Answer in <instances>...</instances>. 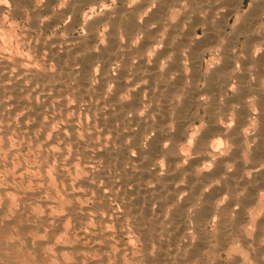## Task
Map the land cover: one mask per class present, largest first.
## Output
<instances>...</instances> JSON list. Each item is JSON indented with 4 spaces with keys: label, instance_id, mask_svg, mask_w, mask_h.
Instances as JSON below:
<instances>
[{
    "label": "bare ground",
    "instance_id": "6f19581e",
    "mask_svg": "<svg viewBox=\"0 0 264 264\" xmlns=\"http://www.w3.org/2000/svg\"><path fill=\"white\" fill-rule=\"evenodd\" d=\"M107 1L13 0L29 25L43 14L52 22L71 14L66 30L85 25V36L33 49L29 32L0 21V111L5 120L24 112L42 171L67 159L51 168L59 201L47 197L49 185L20 196L42 198L50 233L40 241L51 247L61 232L92 229L91 245L80 237L56 247L60 264H217L224 251L232 264H264V0L245 11V0H112L120 5L106 14L86 11Z\"/></svg>",
    "mask_w": 264,
    "mask_h": 264
},
{
    "label": "rangeland",
    "instance_id": "374dc122",
    "mask_svg": "<svg viewBox=\"0 0 264 264\" xmlns=\"http://www.w3.org/2000/svg\"><path fill=\"white\" fill-rule=\"evenodd\" d=\"M107 1V0H106ZM251 1L252 0H245V2H244V6H243V11H245V9L246 8H248V5L251 3ZM4 3V10H6V11H4L3 13H1L0 12V14L3 16V17H1L0 19H2L3 21H5V24H4V22L2 21V20H0L2 23H3V25H7L8 23V25H11L10 26V28L12 27V28H14L15 30L17 29V34H19V32L20 31H22V32H29V34H28V40L30 39L31 41L29 42V44L30 45H32V46H30L31 48L33 47H36L37 46V44H38V42L37 41H39V44H40V42H48V41H45V40H49V41H51L52 39L54 40V39H56V37L58 36V38H66V36L67 35H70V36H67V38H80L82 35L83 36H85L86 35V30H85V25H82V26H84V27H82L81 25H79V24H76V25H74V27L73 28H75V29H73L72 31H74V32H72L70 29H68V30H66L65 29V26H66V24L68 25V24H70L71 22H72V20L71 19H69V18H71L70 17V15L71 14H69V18H68V14H65V17L64 18H62V20L60 19L59 21H56V22H52V20L50 19L51 18V15H48V14H43V15H41V16H38V19H42V20H38V21H40L39 23H41V24H36V25H33V24H30L29 25V23L31 22L32 23V19L31 18H28V17H25L24 18V16H23V18L21 17L20 18V16H18V15H16L15 14V6H11L12 5V3H13V0H4L3 1ZM112 0H108L107 1V5H106V7H104V8H102L101 9V6H99V8L97 7V9H95V12L94 11H90V9L89 8H86V11H88V13L89 14H92V16H96V15H101V14H103V12L105 11V14L107 13V12H109V9L110 8H114V7H117L118 5H120V3H118V2H112ZM1 3H2V0H1ZM114 3V4H113ZM110 4V5H109ZM6 5V6H5ZM10 7H9V6ZM13 5H14V3H13ZM109 6H110V8H109ZM9 9H8V8ZM14 7V8H13ZM109 8V9H108ZM11 9H14V10H11ZM25 9V8H24ZM101 11H99V10ZM105 9V10H104ZM107 9V10H106ZM11 10V11H10ZM247 10V9H246ZM8 11V12H7ZM10 11V12H9ZM91 13H90V12ZM14 12V13H13ZM97 12H99V14L97 13ZM10 14V15H9ZM8 15H9V17L13 20H11L10 18H8ZM67 15V16H66ZM6 16V17H5ZM5 17V19L7 18V20H5V19H3ZM16 17V18H15ZM42 17V18H41ZM67 17V18H66ZM44 18V19H43ZM48 18H49V20H48ZM8 19H9V21H8ZM15 19H17V20H15ZM29 19V20H28ZM67 19L69 20L68 22H67ZM14 20H15V22H14ZM25 22H24V21ZM8 21V22H7ZM26 21H28V22H26ZM43 21V22H42ZM50 21V22H49ZM64 21V22H63ZM1 22H0V27H1ZM11 22H14V23H11ZM20 22V23H19ZM45 22H46V24H45ZM124 22H126V16L124 17V19H123V21H122V25H124ZM15 23H17V24H19V25H15ZM26 23V24H25ZM65 23V24H64ZM12 24H14L15 25V27H14V25H12ZM45 24V25H44ZM54 24H56V25H54ZM60 24V25H59ZM22 25V26H21ZM28 27H27V26ZM41 25V26H40ZM45 26V27H42V26ZM48 25V26H47ZM65 25V26H64ZM78 25H79V27H78ZM38 26H40V30H38L39 29V27ZM58 28H57V27ZM64 26V27H63ZM82 28H81V27ZM24 29H23V28ZM29 27L31 28V29H29ZM33 27V28H32ZM36 27H38V29L36 28ZM53 27V28H52ZM55 27V28H54ZM19 28H21V30L19 29ZM28 28L29 30H26V29ZM44 28H46V29H44ZM63 29V30H65V31H63V30H60V29ZM13 29V30H14ZM23 29V30H22ZM33 29H35V31L33 30ZM36 29H37V34H39V35H37L35 32H36ZM53 29H58V30H55V31H53ZM44 30H46V31H44ZM81 30V31H80ZM84 30V31H83ZM32 31V32H31ZM57 31H59V32H57ZM65 32V33H63V34H60L61 32ZM68 31H70V32H68ZM22 32H20V34L22 33ZM31 32V33H30ZM39 32V33H38ZM51 32V33H50ZM53 33H55V34H53ZM58 33V34H57ZM70 33H72V34H70ZM53 34V35H52ZM57 34V35H56ZM67 34V35H66ZM42 35V36H41ZM51 36V38H50V36ZM75 35V36H74ZM38 36V37H37ZM41 36V37H40ZM46 36H48V38L46 37ZM56 36V37H55ZM79 36V37H78ZM8 36H6L5 38H7ZM37 38V39H36ZM8 39V38H7ZM6 39V40H7ZM32 39H33V41H32ZM39 39V40H38ZM9 40V39H8ZM36 40V41H35ZM242 41H243V38L241 39ZM14 44V43H13ZM38 44V45H39ZM15 45V44H14ZM32 48V49H33ZM208 55H209V53L206 55V59H208L209 57H208ZM26 96L27 97H29L30 96V93H26ZM9 107H8V110L9 109H11V106L10 105H8ZM43 111L45 112L46 111V109H43ZM1 112H3V113H1ZM8 113V111L7 110H5V111H0V132L2 133H0V140L3 142V144L1 143V141H0V145H2V146H0V156H1V154H2V156L1 157H3V158H1L0 159V242H1V244H0V247H2V249H4L3 251H1V248H0V264H16V263H18V264H60V263H58L59 262V258H57L58 257V254L59 253H57L56 252V247H58V246H60V245H62V246H65V247H70V245H75L77 242H78V240L80 239V237H81V239H80V241H82V242H84V243H86L87 242V244H89L91 241H92V235H93V233H92V231H90V230H92V229H90V228H86V226H84L86 229H84V227L83 226H81L80 227V229H79V231H80V233H81V235L83 236V238H82V236H75V235H73V233H67V232H65V233H67V234H65V236H66V238H65V236H63L64 234L61 232L60 233V235H61V237H60V235L59 236H57L56 237V239L53 241V242H50V245H51V247H49V245H46V243H45V245L44 244H42V242L44 241H48V234L50 233L48 230L49 229H47V226H45L46 224L44 223V220H43V223H42V219L41 218H43V217H41V216H44L45 215V212H44V210H41L42 208L41 207H43L42 206V204L40 203L39 205L40 206H38V203L39 202H41V201H39V199L40 200H42V198H41V196H39V195H37L36 197L37 198H35V197H33V199H35V201L33 200H31V199H25V198H22L21 199V197H23L21 194H22V192H32V191H34V190H32V189H36V188H39V189H42V190H48L49 188L47 187L48 185L51 187L50 189H53L51 192L48 190V192H50V194H49V196L47 195V197H50L49 198V200L50 201H52V202H54V201H56V200H60V198L62 197L61 195H60V193H59V195L60 196H57L58 194H56V192L58 191L57 189H59V188H57V187H59V185H57V184H59L58 183V180L56 179H54L53 177H52V174H54L53 176L55 177V171H53V170H55V166L57 165V166H65L66 165V160L67 159H65V158H59V159H56L55 161H52V162H54L53 163V165H52V167L50 166V168H48L47 170H50V173H51V168H53V170H52V173L50 174V173H48L49 171H42V169H40V167L42 168V164L43 163H45L46 161V158L44 157V156H41L42 154L40 153V151H41V144H39V142H36V141H34L33 139H31V138H28V137H26L27 135H26V133H27V129L24 127V126H22V125H24V123H26V122H28V121H26V120H22V118H20V117H22L23 115H24V112L23 111H21V110H19V112L18 111H16L17 113H15L16 115H13V114H10L9 116L11 117H6L7 119V121L5 120V114L4 113ZM7 113H6V115H7ZM21 113H22V116H21ZM4 114V115H3ZM9 114V113H8ZM20 114V115H19ZM2 115V116H1ZM13 117H12V116ZM19 118H20V120H19ZM6 121V123H4L5 121ZM9 120H11V122H9ZM12 122H13V124H12ZM21 123H23V124H21ZM29 123H31V122H29ZM28 123V124H29ZM5 124V125H4ZM9 124H10V126H9ZM57 123H53V127H57V125H56ZM5 127H7L8 128V126H9V130L7 131V129H6V131H3L1 128L3 127L4 128V126ZM14 126V128L15 127H17L16 129H14L15 131H12L13 130V126ZM20 126L23 128V130H22V128H20ZM11 127V128H10ZM20 128V129H19ZM52 128V127H51ZM53 129V128H52ZM51 129V130H52ZM56 129V128H55ZM55 129H53V130H55ZM19 130V131H18ZM10 131V132H9ZM22 131H24V132H22ZM4 132H6V133H4ZM13 132V133H12ZM10 133V134H9ZM24 133V134H23ZM6 134V135H5ZM9 134V135H8ZM18 134V135H17ZM22 136V134L24 135V136H20V135ZM3 135H5V136H3ZM16 136V137H15ZM18 136H19V138H18ZM6 137V138H5ZM8 137V138H7ZM26 137L28 140H26V138H25V140H24V138ZM3 138V139H2ZM21 138H23L22 140H21ZM6 139V140H5ZM30 139H31V141H30ZM10 140V141H9ZM22 141H26L25 143L24 142H22ZM6 143V145H4L5 143ZM31 142V143H30ZM35 142V143H34ZM36 143L38 144V145H36ZM31 144V145H30ZM29 145V146H28ZM33 145V146H32ZM35 145H36V147L37 146H39V147H35ZM5 146V147H4ZM13 147V148H12ZM31 147V148H30ZM4 148V149H3ZM8 149V150H7ZM34 149V150H33ZM40 151H39V150ZM5 150V151H4ZM7 151V152H6ZM8 151H9V153L11 154H7L8 153ZM39 153H38V152ZM3 153H4V156H3ZM10 155V156H9ZM36 155V156H35ZM5 156H9V160H8V157H5ZM12 157V158H11ZM41 157H43V161H42V158ZM6 158V159H5ZM11 158V159H10ZM17 158V159H16ZM3 160H4V162H3ZM11 160V161H10ZM41 160V161H40ZM64 160V161H63ZM1 161L3 162V164L1 163ZM58 161V162H57ZM18 162H20V163H18ZM42 162V163H41ZM52 162H51V164H52ZM61 164H60V163ZM65 163V164H63V163ZM6 163H7V165H6ZM15 163V164H14ZM18 163V164H17ZM57 163V164H56ZM5 165V166H4ZM21 165H23V166H21ZM27 165V166H26ZM55 165V166H54ZM10 166V167H9ZM15 166V167H14ZM18 166H20V167H18ZM31 166V167H30ZM23 167V168H22ZM38 167V168H37ZM20 168H22L23 170H24V173L23 174H19L18 173V171L17 170H19ZM25 168H27V169H29L28 171H29V173H28V171H27V169H26V171H27V173H26V171H25ZM31 168V169H30ZM35 168V169H34ZM8 169V170H7ZM40 171H39V170ZM31 170V171H30ZM13 171H16V172H13ZM33 171H34V173H33ZM42 171V172H41ZM6 172H8V174L6 173ZM44 172V174H42ZM13 173V174H12ZM16 173V174H15ZM18 173V174H17ZM39 173H41V175L39 174ZM48 173V174H47ZM15 174V175H14ZM26 174H28V175H26ZM17 175V176H16ZM23 175V176H22ZM27 177V179H26V177ZM32 177H31V176ZM39 175V176H38ZM44 175H47V177H48V175H49V177H50V184H48L47 183V185L46 184H43L42 185V182H40L39 181V179L41 178L42 179V177H44ZM51 175V176H50ZM18 176H19V178H18ZM41 176V177H40ZM29 177H31L30 179H29ZM40 177V178H39ZM22 178V179H21ZM33 178H35V179H33ZM38 178V179H37ZM25 179H26V181H25ZM29 179V180H28ZM36 179H37V182H38V184H37V182H36ZM23 180H24V182H23ZM53 180V181H52ZM26 182V184H24ZM29 182V183H28ZM8 183V184H7ZM10 183V184H9ZM16 183V184H15ZM29 185H28V184ZM30 183H32V184H30ZM21 184H22V186L24 187H22L21 186ZM35 184V185H34ZM53 184V185H52ZM34 185V186H33ZM36 185H38V186H40V187H38V186H36ZM46 185V186H45ZM36 186V187H35ZM14 187V189H11V188H13ZM28 187V188H27ZM35 187V188H34ZM46 189H45V188ZM8 188V189H7ZM20 188V189H19ZM54 188H57V189H54ZM3 189V190H2ZM4 189H5V193H6V191H8L9 189V193L8 194H6L5 195V193H4ZM20 190V192L18 191V190ZM29 191H28V190ZM12 190V191H11ZM13 190H14V192H13ZM16 190H17V192H16ZM1 191H3V193L4 194H2L1 195ZM11 191V192H10ZM54 191V192H53ZM56 191V192H55ZM20 193V194H17V193ZM55 196L54 198H53V195ZM8 195V196H7ZM13 195V196H12ZM51 195V196H50ZM3 196H5V197H3ZM7 196V197H6ZM17 196H19V197H17ZM21 196V197H20ZM57 197V198H56ZM5 198H7V200L5 199ZM20 200H22V201H20ZM59 198V199H58ZM4 199H5V201H4ZM13 199V200H12ZM52 199V200H51ZM8 200H9V202H8ZM15 200H17V201H15ZM25 200V201H24ZM28 200V201H27ZM31 200V201H30ZM12 201H14V202H12ZM36 201L38 202L37 204H36ZM3 202H5V203H3ZM27 203V206H26V203L24 204V206L26 207H22V205H23V203ZM34 203V204H33ZM6 204V205H5ZM87 204H91V202H87ZM37 205V206H36ZM57 205V204H56ZM55 205V206H56ZM31 207V208H30ZM60 209V207H59V205H57L55 208L56 209H52L51 210V213L50 214H52L53 213V215H56L58 212L61 214L62 213V211H61V209H60V211L58 210V208ZM6 208V209H5ZM23 208V209H22ZM39 208H41V209H39ZM36 209V210H35ZM44 209V208H43ZM58 210V211H57ZM18 211H19V213H18ZM42 211V212H41ZM55 211V212H54ZM56 213V214H55ZM59 213L57 214V215H59ZM40 214H42V215H40ZM56 215V216H57ZM3 216V217H2ZM39 216H40V218H39ZM23 218V219H22ZM33 219V220H32ZM8 223V224H7ZM19 223V224H18ZM7 224V225H6ZM45 224V225H44ZM44 225V226H43ZM131 227V225L128 223V226L126 225L125 227ZM45 227V228H44ZM22 229H24V230H22ZM43 229L45 230V231H43ZM89 229V230H88ZM5 230V231H4ZM85 230V231H84ZM26 231V232H25ZM47 231V232H46ZM84 231V232H83ZM88 231H90V232H88ZM43 232H45L46 233V235H45V233H43ZM89 233V234H87V235H85L86 233ZM42 233V234H41ZM48 233V234H47ZM4 234V235H3ZM28 234V235H27ZM69 234V235H68ZM8 235V236H7ZM70 235H71V237H70ZM5 238H4V237ZM26 236V237H25ZM68 236V237H67ZM86 236H89V238H85ZM127 236V238H125ZM91 237V238H90ZM122 237H124V238H122ZM60 238V239H59ZM62 238V239H61ZM72 238V239H71ZM74 238V239H73ZM59 239V240H58ZM68 241H67V240ZM85 239V240H84ZM120 240H124V241H126V240H128L129 239V235H120V238H119ZM37 240H39V242L37 241ZM42 242H41V241ZM57 240V243L55 242ZM70 240V241H69ZM77 240V241H76ZM89 240V241H88ZM72 241V242H71ZM73 241H74V243H73ZM76 241V242H75ZM70 242V243H69ZM99 242V241H98ZM97 242V243H98ZM48 244H49V242H47ZM51 243H53V244H51ZM56 243V244H55ZM94 243V242H93ZM40 244H42V245H44L43 246V248H42V246H40ZM92 243H90V245H91ZM2 245V246H1ZM11 245V246H10ZM36 246V248L38 249H36L35 248V246ZM40 247H39V246ZM55 245V246H54ZM5 246V247H4ZM14 246H15V249H14ZM53 246V247H52ZM12 247H13V249H12ZM8 248V249H7ZM33 248V249H32ZM52 250H51V249ZM134 248L136 249V251H135V249H134V253H135V255L137 256L138 255V252H139V248H140V244H136L135 246H134ZM9 249H11V251L9 250ZM27 249V250H26ZM31 249V250H30ZM35 249V251H33ZM10 251L9 253L8 252H5V251ZM18 250V251H17ZM41 250V251H40ZM49 250V251H48ZM114 250V249H113ZM112 250V251H113ZM38 251V252H37ZM51 251H52V253H51ZM57 254H56V253ZM230 251H224V252H219L218 254L217 253H210L209 255H211L210 256V260H217L216 258L218 257V260H219V262H217V264H230L231 263V261H230V259H231V255L230 254H228ZM12 253H15V255H12ZM17 253V254H16ZM27 253V254H26ZM223 253H226V254H223ZM8 254H10V255H8ZM33 254V255H32ZM37 254V255H36ZM39 254V255H38ZM57 255V257L56 256H54V257H56V259L53 257V255ZM90 254V255H89ZM88 255L90 256V257H93L92 259H98V256H96L95 254V252H92V254H93V256H92V254L91 253H89ZM67 256H65V258L67 259L68 258V256H69V254H66ZM87 255V256H88ZM95 255V256H94ZM218 255V256H217ZM229 255V256H228ZM16 256V257H15ZM212 256H214V257H212ZM215 256H217L216 258H215ZM223 256H224V259H222L223 258ZM13 257V258H12ZM96 257V258H95ZM221 257V258H220ZM226 257H227V261H225L224 262V260L226 259ZM15 258V259H14ZM220 258V259H219ZM27 259V260H26ZM37 259V260H36ZM40 259V260H39ZM44 259V260H43ZM47 259V260H46ZM14 260V261H13ZM19 260H21V261H19ZM52 260V261H51ZM58 261V262H57ZM21 262V263H20ZM41 262V263H40ZM227 262V263H226ZM249 262V263H248ZM253 264V262H250V261H246V263L245 264ZM232 264V263H231Z\"/></svg>",
    "mask_w": 264,
    "mask_h": 264
}]
</instances>
